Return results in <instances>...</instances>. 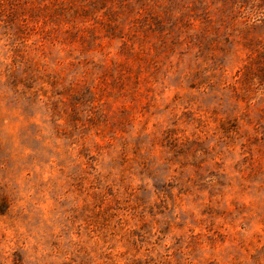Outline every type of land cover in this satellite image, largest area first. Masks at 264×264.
<instances>
[{
	"label": "rangeland",
	"instance_id": "rangeland-1",
	"mask_svg": "<svg viewBox=\"0 0 264 264\" xmlns=\"http://www.w3.org/2000/svg\"><path fill=\"white\" fill-rule=\"evenodd\" d=\"M0 264H264V0H0Z\"/></svg>",
	"mask_w": 264,
	"mask_h": 264
}]
</instances>
